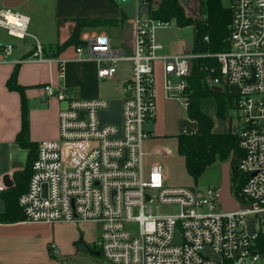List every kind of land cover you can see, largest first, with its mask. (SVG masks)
Instances as JSON below:
<instances>
[{
    "label": "built area",
    "instance_id": "built-area-1",
    "mask_svg": "<svg viewBox=\"0 0 264 264\" xmlns=\"http://www.w3.org/2000/svg\"><path fill=\"white\" fill-rule=\"evenodd\" d=\"M137 1L139 13L130 22L132 76L123 83L120 127L101 123L100 113L110 107L112 98L79 97L65 84L44 86L60 105L59 137L38 144L27 189L18 197L25 220L99 221L96 247L103 264H264V0H229L228 50L193 49L175 55L160 54L163 46L155 38L157 30L171 27L175 19L150 16L154 0ZM30 21L16 7L0 9V27L13 38L32 37L30 58L49 61L44 44L29 32ZM13 46L5 43L3 54ZM75 49L80 58L100 63L101 81L112 78L124 59L103 33L82 31ZM205 57L217 64H200L201 82L234 94L229 130L238 136L243 152L238 168L244 178L239 197L232 189L240 203L235 211L221 208L220 188L168 184L163 164L148 161L152 153L147 149L152 138L148 125L157 114L156 61H163L166 97L188 110L189 77L195 60ZM231 86L239 91L232 92ZM187 119L193 125H185L182 132L191 133L195 121ZM162 150L172 153L170 147ZM4 189L0 179V190ZM50 249L54 251V246Z\"/></svg>",
    "mask_w": 264,
    "mask_h": 264
},
{
    "label": "crops",
    "instance_id": "crops-1",
    "mask_svg": "<svg viewBox=\"0 0 264 264\" xmlns=\"http://www.w3.org/2000/svg\"><path fill=\"white\" fill-rule=\"evenodd\" d=\"M186 16L202 17V0H178ZM0 0V9L4 7ZM16 8L30 17L29 32L45 46L49 61L30 58L35 40L32 37L17 39L0 27V179L5 185L0 190V215L12 221H0V264H103L96 247L101 233L99 221L80 222H30L18 204V197L28 186L31 163L36 157L42 140L59 137L56 97L48 96L44 86L68 85L75 94L83 98H120L123 83L132 76L133 41L125 40V24L139 13L137 0H22ZM125 15L126 21L111 26L85 28L83 31L108 35L114 46L123 52L124 59L118 63L117 73L109 80L118 86V96H109L102 89L97 71L100 63L94 59L80 58L75 44L58 52V48L72 35L76 20L81 18H116ZM119 35V39L116 37ZM156 40L162 44L160 54L175 55L192 51L195 42L194 25L174 26L155 32ZM12 43L13 49L4 55L2 47ZM18 69L16 82L19 89H11L8 81ZM157 114L150 123L152 152L168 147L156 143L154 127L163 115L166 101L164 88V65L156 61ZM23 98L28 119V145L21 144L19 135L23 128ZM182 120V119H181ZM181 122V121H180ZM159 138V137H158ZM155 142V143H154ZM149 147L147 146V149ZM178 153V143H177ZM158 154V153H157ZM184 158V157H183ZM185 160V158H184ZM167 180L169 175L165 172ZM8 175L10 185L3 177ZM54 246V251L50 246Z\"/></svg>",
    "mask_w": 264,
    "mask_h": 264
},
{
    "label": "trees",
    "instance_id": "trees-1",
    "mask_svg": "<svg viewBox=\"0 0 264 264\" xmlns=\"http://www.w3.org/2000/svg\"><path fill=\"white\" fill-rule=\"evenodd\" d=\"M202 17L192 18L185 11L178 0H160L157 6H152L150 16L162 20L175 19L179 26L194 25L195 27V52H221L229 49V25L232 21L230 9L224 5L223 0H202ZM126 17L116 18H81L76 20L75 29L71 37L64 42L58 52L63 48L79 43L83 29L99 26H111L125 22ZM208 37V41L205 38ZM217 64L214 59L207 57L195 60V68L189 77L191 102L187 110L188 118L195 121L191 133L181 132L178 138V153L185 158L187 172L197 183L205 171L218 160L227 161L231 155V175L233 189L239 197V190L244 183V178L239 172V161L243 155L238 144V136L232 130L218 133L213 131V120L200 108L203 98L212 97L217 102V114L225 119L230 108L233 93L229 89L223 91L213 90L201 82L200 64ZM16 68L8 81L11 89H19L16 82ZM23 128L19 135L21 144L28 145V119L25 98H23ZM32 164L30 176L32 174ZM30 179V177H29ZM0 221H12L0 215ZM264 241V238L262 239Z\"/></svg>",
    "mask_w": 264,
    "mask_h": 264
},
{
    "label": "rangeland",
    "instance_id": "rangeland-1",
    "mask_svg": "<svg viewBox=\"0 0 264 264\" xmlns=\"http://www.w3.org/2000/svg\"><path fill=\"white\" fill-rule=\"evenodd\" d=\"M225 6H228L229 0H223ZM174 26V23L173 25ZM171 26V27H172ZM119 39V35L116 36ZM102 89L108 92L109 96H118L119 90L116 83L109 80L102 82ZM156 97H157V79H156ZM201 110L207 114L213 120V131L218 133L228 132L231 122V117L235 114V111L230 109L227 112L225 119L221 118L217 114V102L212 97L203 98L200 101ZM188 118L187 110L177 101L168 100L163 107V115L158 118L154 130L157 135L165 134V139H160V136L155 138L156 143H163L172 149V153L165 154L161 149L152 152L153 145L147 143L148 151L151 153L148 156V161L155 163L161 162L164 166L165 172L169 175L167 180L171 185H190L195 186L201 190H207L211 187L220 188L222 183V163L225 161L218 160L214 165L210 166L205 173L198 179L197 183L189 175L186 169L185 160L183 156L177 153V136L181 133L180 121L181 119ZM150 125H148L149 127ZM159 137V138H158ZM154 142V143H155ZM229 160V159H228ZM233 189V182H232Z\"/></svg>",
    "mask_w": 264,
    "mask_h": 264
},
{
    "label": "water",
    "instance_id": "water-1",
    "mask_svg": "<svg viewBox=\"0 0 264 264\" xmlns=\"http://www.w3.org/2000/svg\"><path fill=\"white\" fill-rule=\"evenodd\" d=\"M22 0H4L5 6H11L16 7ZM155 6L158 5L160 0H154ZM143 11L148 13L149 7L145 6L143 8ZM123 38L125 40H132L133 39V25L130 22H127L125 24V29L123 33ZM191 67H193V62H191ZM230 90L232 92H238L239 89L236 86H231ZM63 107L66 106V104L62 105ZM122 100L121 98H112L110 100V107L100 113V119L101 123H112L117 126H121L122 123ZM185 125H188L192 127V122L188 120L187 118L182 119L180 122V131H183V128ZM233 131H235V128H233ZM120 135V134H119ZM233 159V155L230 156L229 160L222 163V183L221 187L219 189V202L220 206L224 211H235L239 209L240 203L239 201L234 197L232 193V175H231V162ZM3 181L6 185H10L11 181L8 175H5L3 177ZM45 189L47 188L46 185H44ZM250 222V228L251 232L254 231V220L251 218L249 220ZM175 242L179 243V233H177V237ZM208 249H204L203 252H207ZM212 257L216 259H220L219 256L212 255Z\"/></svg>",
    "mask_w": 264,
    "mask_h": 264
}]
</instances>
